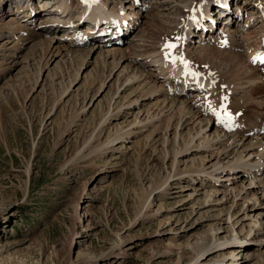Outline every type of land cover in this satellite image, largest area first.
<instances>
[{
    "label": "rangeland",
    "instance_id": "1",
    "mask_svg": "<svg viewBox=\"0 0 264 264\" xmlns=\"http://www.w3.org/2000/svg\"><path fill=\"white\" fill-rule=\"evenodd\" d=\"M18 1L0 5V264H190L196 253L188 243L191 234L174 237L175 231L169 233L171 225L166 223L178 213L172 211L175 199L163 188L150 195L148 184H161L165 171L163 152L157 153V160L152 159L159 145L153 141L144 148L149 131L132 139L133 148L124 157L109 151L111 144L99 148L117 130L114 123L103 128L100 124L113 91L109 87L97 91L103 73L107 74L104 60L113 59L105 55L121 46L129 53L139 35L160 34L155 25L159 23L156 2L147 0L149 5L136 6L138 23L121 33V41L102 42L86 56L96 39L74 46L63 29L33 33L39 30L35 25L40 18L35 16V24L24 21L15 13ZM31 1L39 13L40 0ZM130 3L124 1L126 9ZM239 3L244 5V0ZM17 20L25 24V31H17ZM224 24L219 21L217 27ZM179 34L181 31L176 36ZM50 40L52 51L57 52L56 46L61 45L62 54L52 57L46 53L47 58L41 60ZM196 41L192 46H197ZM225 96L228 100L227 91ZM85 107L88 110L83 113ZM229 111L239 114L235 121L247 126L252 135L264 132V108L238 113L231 107ZM132 118L130 115L128 120ZM158 135L161 139L162 133ZM173 145L167 147L171 153ZM202 155L205 153L194 151L184 156L181 169L199 165ZM147 199L153 200L149 207ZM192 203L179 211L182 216L190 212ZM229 204H225L226 212ZM214 207L205 208L211 212ZM233 211L234 207L230 213ZM198 216L193 214L190 223H198ZM211 221L198 225L194 233L205 231L210 240ZM247 226L243 231L241 221L235 226L240 236L248 239L247 249L252 254L249 260L240 258V264H264V246L257 248L253 240L257 236L247 235ZM260 234L264 235V230ZM220 254L216 251L209 257L216 259Z\"/></svg>",
    "mask_w": 264,
    "mask_h": 264
},
{
    "label": "bare ground",
    "instance_id": "2",
    "mask_svg": "<svg viewBox=\"0 0 264 264\" xmlns=\"http://www.w3.org/2000/svg\"><path fill=\"white\" fill-rule=\"evenodd\" d=\"M2 1L10 0H0V5ZM20 1L15 10L18 16L31 24H35V16L40 18L39 25H35L36 30H39L33 33H51L52 28L63 29V34L74 46L81 43L86 45L91 37L96 39L95 45L85 55L95 51V47H100L102 42L121 41V33L126 32L133 23H138L134 18L139 13L136 6L142 8L149 5L147 0L141 3L138 0H98L92 10L103 12V18L99 20L109 17L106 6L115 18L90 25L80 19L86 13V10H81L85 7L82 0H40L37 6L39 13L31 0ZM124 1L131 2L127 9ZM154 1L159 19L155 25L160 34L147 32V35H139L129 53H125L121 46L107 50L105 55L110 54L113 59L112 62L104 60L103 69L107 66V74L103 73L97 91L106 87L113 91L101 114L100 124L103 128L114 123L117 130L112 138L102 141L99 148L111 144L109 151L116 157H124L133 148L130 144L132 139L149 131L144 148L153 141L159 145L153 151L152 159L157 160V153L163 152L165 171L163 181L159 180L161 184H148L150 195H156L163 188L170 198L175 199L172 211L178 213L173 214L175 218L169 216L166 223L171 225L169 233L175 231L174 237L191 234L188 243L196 253L190 264H240V258L249 260L252 254L247 249L248 239L240 236L235 228L236 223L241 221L242 231L248 225L247 235L254 233L257 236L253 240L258 249L264 246V235L260 234L264 230V132L257 131L252 135L247 126L236 121L230 128L225 127L207 111L204 97L208 96L213 105L219 108L220 98L225 97L227 91L228 110L231 107L236 112L263 110L264 64H254L253 57L264 54V0H244V5L239 0H232L231 8L220 5L217 0ZM205 2H211V9ZM234 5L235 13L232 12ZM245 6L253 9L247 10ZM194 7L200 11L194 13ZM41 11L45 13L42 15ZM223 11L227 13L226 17L218 15ZM193 15L197 16V22L190 18ZM244 15L245 20L241 21ZM70 19L74 21L71 24L73 27L69 26ZM78 19L80 23L75 26ZM222 20L225 24L218 28L217 24ZM236 24L242 26L236 27ZM23 25L17 20L18 32L25 31ZM87 25L88 29L84 30ZM81 29L83 33L80 35ZM179 31L182 40L178 42L181 45L178 51H182L184 57L192 62L194 70L202 74L200 83L204 89L183 75L182 66L174 68L164 59L162 45L166 39L174 40ZM239 34L242 39H237ZM223 39H226V44L222 43ZM194 40L198 42L196 47L192 46ZM51 41L43 49L41 60H45L48 53L54 57L62 52L61 45H55L57 52L52 51ZM212 81L215 82L214 86L209 88ZM222 83L226 84L224 89L220 87ZM146 103L149 106L142 108ZM86 109L83 108V113ZM130 115L133 118L128 120ZM121 118L126 119L119 121ZM249 124L252 125V122ZM160 132L161 139L157 138ZM172 142L176 145H173L171 153L167 147ZM194 151L205 153L201 156V163L181 169L183 157ZM154 165L158 167L157 163ZM187 190L192 191L184 194ZM146 202L149 207L153 200L147 199ZM190 202H193L190 212L182 216L179 211L187 208ZM228 202L229 211L226 212L224 207ZM214 205H221L222 208ZM208 206L216 210L213 208L210 212L206 209ZM232 207L234 211L230 213ZM193 214H199L198 223L196 220L190 223ZM237 214H240L239 219L235 221L233 218ZM207 220H212L208 227L210 240H207L205 231L194 233V230L199 229L198 225ZM243 220H248V223ZM226 223L230 226H225ZM222 232L226 233L222 235ZM216 251H221L219 257H209Z\"/></svg>",
    "mask_w": 264,
    "mask_h": 264
},
{
    "label": "snow or ice",
    "instance_id": "3",
    "mask_svg": "<svg viewBox=\"0 0 264 264\" xmlns=\"http://www.w3.org/2000/svg\"><path fill=\"white\" fill-rule=\"evenodd\" d=\"M82 3L85 5H91L93 3H98V0H82ZM200 11L198 8H193V12ZM202 15V13H201ZM193 22H197V16L193 15L190 17ZM182 40V37L177 36L174 38V40H165V43L162 45V51L164 53V59L168 64H171L174 68L182 66L183 68V75L185 77H189L193 80L194 83L201 89H204V85L200 83L202 74L200 72H197L192 67V62L187 60L182 51H178L180 49L181 45L178 43ZM261 63L264 64V54H258L257 56L253 57V63ZM214 75V74H209ZM214 81H212L208 87L211 88L214 86ZM206 90V89H205ZM223 100H226L225 98H222V103L219 108L215 107L213 105V102L208 98V96L204 97L205 101V107L208 112H210L212 115L217 117V120L219 123L223 124L225 127H231L235 121V116L239 114H233L231 113L226 104L223 103Z\"/></svg>",
    "mask_w": 264,
    "mask_h": 264
}]
</instances>
